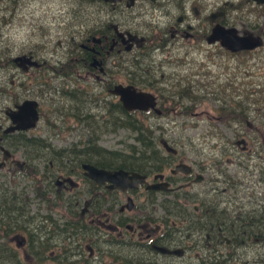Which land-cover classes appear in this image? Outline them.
I'll return each instance as SVG.
<instances>
[{
  "label": "flooded vegetation",
  "instance_id": "1",
  "mask_svg": "<svg viewBox=\"0 0 264 264\" xmlns=\"http://www.w3.org/2000/svg\"><path fill=\"white\" fill-rule=\"evenodd\" d=\"M24 1L0 0V264H264V200H254L252 192L245 199L224 198L218 163L202 162L183 151L186 146H167L152 135L145 138L154 153L143 152L139 142L138 151L97 153L89 144L97 140L94 134L84 147L80 140L68 149L32 134L42 123L61 120L56 113L64 95L76 102L80 124L93 120V110L113 128L152 126L176 108L180 116L191 115L192 91L202 86L165 70L185 66L194 52L240 53L219 40L207 42L214 28L231 27L232 4L85 0L88 5L78 9L85 18L76 19L68 39L52 49L48 29L63 25L62 9L18 12ZM27 16L34 31L18 39L25 26L17 23ZM255 31L250 33L264 41V22ZM118 87L152 95L154 108L128 111L114 94ZM216 98V119L229 127L250 109L234 103L228 110L221 92ZM29 102L35 104V126L15 129L23 124L13 117ZM230 140L242 151L250 143ZM193 143L189 147L196 150ZM83 165L136 173L141 183L127 178L129 187L112 189L113 183L87 178ZM111 256L118 258L110 262Z\"/></svg>",
  "mask_w": 264,
  "mask_h": 264
},
{
  "label": "rangeland",
  "instance_id": "2",
  "mask_svg": "<svg viewBox=\"0 0 264 264\" xmlns=\"http://www.w3.org/2000/svg\"><path fill=\"white\" fill-rule=\"evenodd\" d=\"M219 1H228L232 4L228 8L231 17L230 28H235L240 32L241 28L245 26L248 31L256 32L257 27L264 22V8H258L251 2L247 3L246 0H211L212 3ZM27 2L25 0L24 5H20L21 9L18 12L25 13L23 11L25 7L62 9L63 13L60 17L63 25L48 29L50 30L49 38L52 41L50 44L52 49L58 40L68 39L69 31L73 25L78 20L85 18L78 12V9L88 5L85 0H34L30 1V4ZM28 18V16L25 20L22 18L17 23V25L25 26L17 35L18 39H26L27 34L32 36L34 30H32L33 26H30ZM35 30L38 31L36 28ZM11 33L13 31L4 32L7 36ZM14 36H16L15 33ZM17 37L14 39L17 40ZM193 56L196 58H192ZM193 56L185 66L176 67L174 65L165 70V72L179 73L181 79L182 77L184 79L191 78L202 86L201 89L192 91L191 102L195 106H191V115L180 116L181 112L178 113L176 108L164 119L147 121V123H152V126L144 127L151 132L152 137H157L158 141L161 138L165 139L169 144L167 146L175 148L180 146L183 150L182 146L184 145L186 149L183 151L188 154L194 152V156L201 159L202 162L218 163L219 170L223 171L219 175L222 190L227 189L223 194L224 198L245 199L248 192H252L254 200L262 201L264 200V176L262 175L264 171V46L250 53L240 52L232 57L225 53L217 55L215 52L207 53L206 51L201 54L194 52ZM175 63L173 61L172 64ZM219 79L222 84L219 87L220 90L218 89ZM191 83L193 84V82ZM173 86L175 83L168 85L170 89ZM68 88L69 86L63 87V92L65 93ZM219 92H221L228 110H231V105L234 103L243 104L245 107L246 105L250 106L249 110L242 113L243 120L237 122L238 126L235 124L229 127L217 121L219 108L216 96ZM61 98V106L58 108L60 113H56L61 116V120L52 122V125L40 124L32 133L33 135L51 137L54 142L57 140L64 149L71 148L72 144L76 145L80 140H84L82 143L84 147L86 139L88 140V136L91 134L97 136L95 145L107 152L125 153L133 149L136 151L141 149L133 132L125 128H112L107 120L101 121L96 110H93L95 114L92 121L85 119L80 124L74 118L77 112L76 102H73L72 97H65V95ZM58 102L55 103L58 104ZM87 111H90V108H87ZM192 115L193 117H191ZM231 137L249 141L248 149L242 151L241 148H236L231 143L227 144L231 141ZM191 141H194L193 144L196 146L199 144L196 150L189 147ZM157 145L164 155V149L159 143ZM81 147V145L77 146L78 149ZM159 154L162 158L161 152ZM229 181L233 183L232 188L227 184ZM115 257L117 256H111L109 261L113 262Z\"/></svg>",
  "mask_w": 264,
  "mask_h": 264
},
{
  "label": "water",
  "instance_id": "3",
  "mask_svg": "<svg viewBox=\"0 0 264 264\" xmlns=\"http://www.w3.org/2000/svg\"><path fill=\"white\" fill-rule=\"evenodd\" d=\"M257 4H264V0H252ZM220 41L221 45L228 51L232 53H237L241 51H253L263 46L264 41L260 36H256L250 32L238 34V30L235 28H224L216 27L213 29L211 35L207 39L208 44ZM114 94L119 95L124 107L128 110H148L149 108H154L155 101L154 97L148 93L136 92L131 87H118L114 90ZM34 103H25L23 106L18 108V112L13 117L14 120H20V125L15 129L26 130L28 128H33L35 122L37 121V114L35 110ZM84 175L95 181L97 184H104L106 182L113 183L112 189H124L129 187L126 184L128 181L136 184L141 183L142 177L136 173L133 176L128 177L127 173L120 170L115 172H106L95 168L91 165H83ZM182 172L186 170L182 169Z\"/></svg>",
  "mask_w": 264,
  "mask_h": 264
},
{
  "label": "trees",
  "instance_id": "4",
  "mask_svg": "<svg viewBox=\"0 0 264 264\" xmlns=\"http://www.w3.org/2000/svg\"><path fill=\"white\" fill-rule=\"evenodd\" d=\"M113 128V127H112ZM119 128H121V127H119ZM124 128H126V129H128V130H132L133 132H135L136 134H137V136H136V138H135V140L137 141V142H139L140 144L142 143V144H144L145 145V148L143 149L144 151L143 152H153V149L151 148V147H149V145L151 144L150 143V141H147L146 140V136H150L151 135V132L148 130V129H146L145 127H124ZM113 130V129H112ZM91 143H89V144H91L92 145V147H93V149L95 150V152H97V153H101V152H104V150L102 149V148H98L97 147V145H95V143L94 142H96V140L94 141V138H93V140H89ZM88 148H91V147H85V151L88 149ZM134 151H135V149H133ZM132 150V151H133ZM71 151V150H70ZM78 152V151H77ZM73 154L74 153H76V152H72ZM154 153V152H153ZM156 156V155H155ZM156 158H159V157H157L156 156ZM114 160V159H113ZM127 161H129L128 159L126 160V159H124V163H126ZM120 162H122L121 160H120ZM123 162H122V164L123 165H125ZM122 164H120L119 166L121 167L122 166ZM158 164L159 165H161V163L160 162H158Z\"/></svg>",
  "mask_w": 264,
  "mask_h": 264
}]
</instances>
